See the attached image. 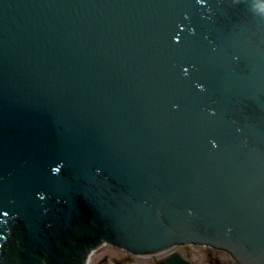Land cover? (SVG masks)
Masks as SVG:
<instances>
[{
  "label": "water",
  "instance_id": "water-1",
  "mask_svg": "<svg viewBox=\"0 0 264 264\" xmlns=\"http://www.w3.org/2000/svg\"><path fill=\"white\" fill-rule=\"evenodd\" d=\"M103 244L264 264V0H0V264Z\"/></svg>",
  "mask_w": 264,
  "mask_h": 264
},
{
  "label": "rangeland",
  "instance_id": "rangeland-1",
  "mask_svg": "<svg viewBox=\"0 0 264 264\" xmlns=\"http://www.w3.org/2000/svg\"><path fill=\"white\" fill-rule=\"evenodd\" d=\"M178 252L193 264H239L228 252L202 245H187L150 256L129 259L110 244L96 249L89 264H166L164 259Z\"/></svg>",
  "mask_w": 264,
  "mask_h": 264
},
{
  "label": "bare ground",
  "instance_id": "bare-ground-1",
  "mask_svg": "<svg viewBox=\"0 0 264 264\" xmlns=\"http://www.w3.org/2000/svg\"><path fill=\"white\" fill-rule=\"evenodd\" d=\"M191 245H193V244H191ZM157 254V253H156ZM153 255H155V254H153Z\"/></svg>",
  "mask_w": 264,
  "mask_h": 264
}]
</instances>
